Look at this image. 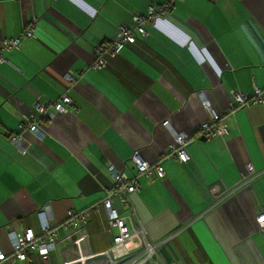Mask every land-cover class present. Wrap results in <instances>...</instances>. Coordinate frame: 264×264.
I'll return each mask as SVG.
<instances>
[{
  "label": "crops",
  "instance_id": "obj_1",
  "mask_svg": "<svg viewBox=\"0 0 264 264\" xmlns=\"http://www.w3.org/2000/svg\"><path fill=\"white\" fill-rule=\"evenodd\" d=\"M165 1L0 0V41L37 19L35 35L0 63V250L7 256L9 232L42 235L41 211L57 227L69 211L101 201L113 184L110 167L135 176L130 158L137 151L151 164L162 160L165 176L140 177L131 201L152 241L176 232L160 250L168 264H264V232L256 225L264 211V105L225 117L224 137L197 135L210 119L200 91L223 113L233 91L264 89V0L177 1L146 27L147 37L108 59L105 69L91 70L96 47ZM63 95L72 103L42 121L43 141L29 134L22 147L11 141L37 102ZM167 120L192 136L186 164L168 155ZM113 207L129 213L117 199ZM116 233L100 207L85 225L59 231L49 261L32 251L25 263L1 264H64L79 235L96 254L111 248ZM126 246L139 248L140 239Z\"/></svg>",
  "mask_w": 264,
  "mask_h": 264
},
{
  "label": "built area",
  "instance_id": "obj_2",
  "mask_svg": "<svg viewBox=\"0 0 264 264\" xmlns=\"http://www.w3.org/2000/svg\"><path fill=\"white\" fill-rule=\"evenodd\" d=\"M177 1L182 2L185 0H166L159 6L150 5L144 15H133L130 24L120 25L116 36L110 43L95 48V61L91 66V70L105 69L108 59L120 55L127 45L135 44L138 37H147L146 27L151 25L158 16L170 13ZM36 25L37 19L33 17L20 35L0 41V63L6 62L9 55L19 49L23 38H31L35 35ZM65 79L68 83L75 82V78L71 74H67ZM198 95L210 115V119L199 126L198 137H224L228 132V124L224 120L225 117L251 105H264V89L258 87H255L251 94L233 91L232 100L228 105L227 111L223 113H218L211 107L204 92L200 91ZM71 103L72 100L64 95L60 101L54 103L37 102L34 113L22 118L17 132L11 136V141L18 147H22L25 142V134L31 135L38 141H43L46 134L41 127L42 121L52 118L53 111L66 113V106L71 105ZM163 127L168 129L173 135L169 157L179 161L181 164L188 163L190 157L186 149L192 136L186 132L175 131L168 120L163 123ZM130 161L136 169L135 176L130 178L122 171L110 167L109 171L113 177V184L106 190V196L84 210L69 211L66 221L60 226L51 227L46 220L44 212L41 211L39 216L43 229L42 235H35L31 229L26 230L22 235H18L15 231L9 232L13 253L7 256L0 250V264L5 261L25 263L32 251H36L43 261H49L51 252L56 250L59 231H68L71 228H77L79 225H85L92 213L98 211L100 207L107 210L110 231L112 232L113 228L117 229V233L113 236L111 248L101 253H87L83 247L87 236L79 235L74 245L75 256L64 264H168L163 259L160 250L176 236V232L158 241H152L139 221L131 201V196L140 190L138 183L140 177L162 179L165 176L162 160L151 164L136 151L131 156ZM254 178L242 183L239 189L246 187ZM115 199L122 206H129L127 215L124 216L118 209L113 207ZM256 225L258 230L264 232V211L257 215ZM132 237L140 239V247L134 250H130L126 246V243ZM102 258H106L107 261L100 262Z\"/></svg>",
  "mask_w": 264,
  "mask_h": 264
},
{
  "label": "water",
  "instance_id": "obj_3",
  "mask_svg": "<svg viewBox=\"0 0 264 264\" xmlns=\"http://www.w3.org/2000/svg\"><path fill=\"white\" fill-rule=\"evenodd\" d=\"M204 139H206V138L205 137L201 138V140H204Z\"/></svg>",
  "mask_w": 264,
  "mask_h": 264
}]
</instances>
